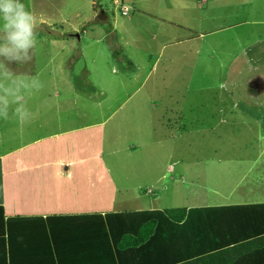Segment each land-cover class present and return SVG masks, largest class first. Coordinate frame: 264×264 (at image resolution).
<instances>
[{"label":"crops","instance_id":"0c3cea01","mask_svg":"<svg viewBox=\"0 0 264 264\" xmlns=\"http://www.w3.org/2000/svg\"><path fill=\"white\" fill-rule=\"evenodd\" d=\"M112 4L119 6L126 20L156 28L151 39L163 31L166 33L160 35L168 36L167 46L188 44L187 52L182 54L198 55L208 37L216 38L221 31L233 29L239 35L234 43H240V36H247L244 43L248 47L242 48L244 55L250 60H264V0H112ZM91 11L92 17L97 16L96 10ZM101 13L108 19L107 12L98 15ZM240 29L247 31L240 35ZM63 58L65 61L69 56ZM81 58L79 52V56L73 57L71 68L62 65L64 69L48 72L9 64L16 72L49 80H42L44 87L28 97L34 114L29 122L0 119V264H250L249 254L233 259L235 247L230 243L219 245V239L240 225L237 228L244 232L259 227L254 219L259 206L252 205L264 204V171L255 172V167L264 165V149L252 154V165L239 180L241 184L247 182L236 195L234 185L232 191L213 203L183 202L181 206L162 207L160 201L144 202L124 186L118 188L105 162L104 126L111 115L97 118L96 110H102L105 103L110 106L112 88L105 80L86 87L82 73L72 69ZM117 60V69L111 75L133 66L121 56ZM85 73L94 76L91 71ZM125 80L116 82L114 90L125 91L130 85ZM261 91L259 95L264 94V85ZM96 99L102 101L96 103ZM252 103L259 110L264 109V101ZM154 105L158 109L155 103H138L139 110L155 111ZM236 108L238 103L230 106L221 101L216 104V115L226 120ZM153 116L160 124L159 114ZM4 132L8 136L13 132L9 137L21 141L9 145L3 139ZM25 135L31 139L23 141ZM178 177L176 180L184 179L183 174ZM144 190V195L155 194L148 187ZM216 206L243 207L224 210V215L218 211L190 213L184 224L160 221L146 231L148 244L134 250L117 251L115 235L110 230L90 228L86 219L93 214ZM240 216L250 220H238ZM210 231L215 232L210 233L212 238ZM140 232L135 228L120 236L137 238Z\"/></svg>","mask_w":264,"mask_h":264},{"label":"rangeland","instance_id":"374dc122","mask_svg":"<svg viewBox=\"0 0 264 264\" xmlns=\"http://www.w3.org/2000/svg\"><path fill=\"white\" fill-rule=\"evenodd\" d=\"M22 2L37 19L34 57L22 69L48 72L71 68L73 57L80 52L82 58L72 69L82 73L86 87L99 80L111 84L110 106L105 103L102 110L97 109L96 117L111 115L104 126V158L118 188L124 186L144 202L160 201L162 207L213 203L234 185V195L238 194L239 187L247 182L241 184L239 180L251 167L252 154L264 149V109L252 103L264 101V94H258L264 85V60H250L244 55L247 36L234 43L238 30L225 29L216 38L202 42L200 54H182L188 44L167 46L168 36L160 35L166 33L163 31L151 39L156 28L126 20L112 0ZM91 8L97 16L92 17ZM104 11L108 19L103 13L98 15ZM239 31L241 35L247 29ZM195 43L200 46L199 41ZM66 56L69 58L64 61ZM120 56L133 66L119 65L124 68L122 73L111 75ZM88 71L94 76L85 73ZM121 80L130 84L122 93L114 90ZM255 82L261 85L258 91ZM221 101L230 106L238 103L226 120L216 115V104ZM138 103L159 107L154 105L155 111L139 110ZM155 113L162 118L160 124ZM3 135L11 146L21 141L5 132ZM30 139L28 135L22 138ZM263 168L261 163L255 172L263 174ZM179 174L184 175L182 181L176 180ZM146 187L156 195H144Z\"/></svg>","mask_w":264,"mask_h":264},{"label":"clouds","instance_id":"9594fccd","mask_svg":"<svg viewBox=\"0 0 264 264\" xmlns=\"http://www.w3.org/2000/svg\"><path fill=\"white\" fill-rule=\"evenodd\" d=\"M36 25V16L22 0H0V119L14 118L24 124L33 118L28 97L44 84L39 76L16 72L9 64L32 62L37 46Z\"/></svg>","mask_w":264,"mask_h":264},{"label":"trees","instance_id":"16d2710c","mask_svg":"<svg viewBox=\"0 0 264 264\" xmlns=\"http://www.w3.org/2000/svg\"><path fill=\"white\" fill-rule=\"evenodd\" d=\"M118 58V57H116ZM259 206L254 213V219L259 227L256 229H249L241 231L240 226L234 227L230 234L225 232V237H220L219 245L232 244L235 249L233 250L234 258L243 257L249 254L251 261L250 264H264V204L252 205ZM243 206H216V207H201V208H190L188 210L182 209H170V210H142V211H129V212H117V213H106L103 215L93 214L86 217L87 222L90 223V228L99 230H110L115 235L114 245L117 247V251L136 249L138 246L148 244V238H146V231L150 229L153 224L161 223L160 221L169 222L171 224H179L181 221H187L188 215L196 212H222L224 210H231L233 208H242ZM263 208V209H261ZM1 210V208H0ZM177 214H181L178 217ZM75 219V218H67ZM250 220L245 216H240L238 220ZM82 222V221H81ZM251 224V221L249 222ZM254 225V224H253ZM184 226V225H183ZM70 227H75V224H70ZM135 228L140 229L138 237L129 236L126 239V234L120 236L121 233L126 231L134 230ZM181 228V227H179ZM183 228V227H182ZM184 230V229H182ZM212 231L209 232V234ZM215 232H212L214 234ZM118 234V235H117ZM212 234L210 237L212 238ZM130 235V234H127ZM219 236V233H216ZM222 236V235H221ZM103 239H107V236ZM248 250V251H247Z\"/></svg>","mask_w":264,"mask_h":264},{"label":"water","instance_id":"95a60500","mask_svg":"<svg viewBox=\"0 0 264 264\" xmlns=\"http://www.w3.org/2000/svg\"><path fill=\"white\" fill-rule=\"evenodd\" d=\"M256 84L254 85V87L256 88V90L258 91L260 88H261V86L257 83V82H255ZM259 92V91H258Z\"/></svg>","mask_w":264,"mask_h":264},{"label":"built area","instance_id":"2783aa9c","mask_svg":"<svg viewBox=\"0 0 264 264\" xmlns=\"http://www.w3.org/2000/svg\"><path fill=\"white\" fill-rule=\"evenodd\" d=\"M123 14H125V13H123ZM150 191H148V193H149ZM151 193V192H150Z\"/></svg>","mask_w":264,"mask_h":264},{"label":"flooded vegetation","instance_id":"af4514ba","mask_svg":"<svg viewBox=\"0 0 264 264\" xmlns=\"http://www.w3.org/2000/svg\"><path fill=\"white\" fill-rule=\"evenodd\" d=\"M259 84V83H258ZM260 85V84H259ZM261 86V85H260Z\"/></svg>","mask_w":264,"mask_h":264}]
</instances>
